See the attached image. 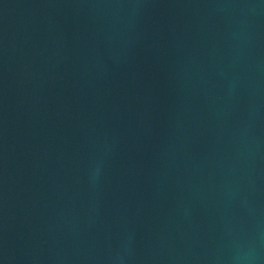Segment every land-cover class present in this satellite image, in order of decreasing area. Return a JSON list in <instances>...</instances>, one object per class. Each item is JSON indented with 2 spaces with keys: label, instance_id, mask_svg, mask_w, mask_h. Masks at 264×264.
<instances>
[{
  "label": "water",
  "instance_id": "water-1",
  "mask_svg": "<svg viewBox=\"0 0 264 264\" xmlns=\"http://www.w3.org/2000/svg\"><path fill=\"white\" fill-rule=\"evenodd\" d=\"M0 264H264V0H0Z\"/></svg>",
  "mask_w": 264,
  "mask_h": 264
}]
</instances>
